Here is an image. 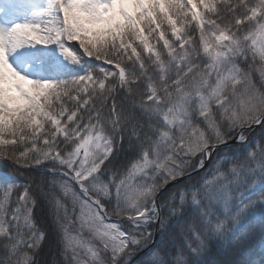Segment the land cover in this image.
<instances>
[{"label":"snow or ice","instance_id":"snow-or-ice-1","mask_svg":"<svg viewBox=\"0 0 264 264\" xmlns=\"http://www.w3.org/2000/svg\"><path fill=\"white\" fill-rule=\"evenodd\" d=\"M0 168V264L264 238V0H0Z\"/></svg>","mask_w":264,"mask_h":264},{"label":"trees","instance_id":"trees-1","mask_svg":"<svg viewBox=\"0 0 264 264\" xmlns=\"http://www.w3.org/2000/svg\"><path fill=\"white\" fill-rule=\"evenodd\" d=\"M0 171H3V169L0 168ZM33 175H35V173H33ZM261 248H264V238H262V234L257 231L256 235L241 247L214 244L211 255L209 256V261L210 264L212 261H231L233 264H246L250 258L255 257L259 259ZM41 259H49V248L47 244L41 254ZM135 264H138V261Z\"/></svg>","mask_w":264,"mask_h":264},{"label":"water","instance_id":"water-1","mask_svg":"<svg viewBox=\"0 0 264 264\" xmlns=\"http://www.w3.org/2000/svg\"><path fill=\"white\" fill-rule=\"evenodd\" d=\"M139 258H134V262L137 261Z\"/></svg>","mask_w":264,"mask_h":264}]
</instances>
